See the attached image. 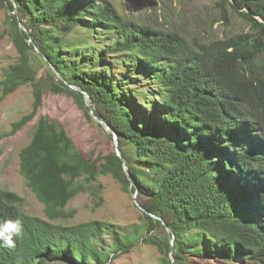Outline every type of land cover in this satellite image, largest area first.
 <instances>
[{
  "label": "trees",
  "instance_id": "16d2710c",
  "mask_svg": "<svg viewBox=\"0 0 264 264\" xmlns=\"http://www.w3.org/2000/svg\"><path fill=\"white\" fill-rule=\"evenodd\" d=\"M15 6L27 34L7 15L18 58L3 70L0 101L26 84L33 101L7 134L37 117L43 90L80 100L92 121L71 85L116 134L122 159L112 152L97 165L61 122L39 117L19 171L46 219L22 212V198L0 188V223L23 222L16 246H0V264H107L140 241L170 264V235L174 264L191 257L264 264V0H221V17L227 21L228 6L250 31L197 46L124 18L106 0H0V8ZM85 24L83 34L101 35L97 45L70 37ZM30 50L50 67L44 89ZM99 175L136 192L159 219L142 212L130 233L102 221L64 223L74 216L67 204Z\"/></svg>",
  "mask_w": 264,
  "mask_h": 264
},
{
  "label": "rangeland",
  "instance_id": "374dc122",
  "mask_svg": "<svg viewBox=\"0 0 264 264\" xmlns=\"http://www.w3.org/2000/svg\"><path fill=\"white\" fill-rule=\"evenodd\" d=\"M106 1L112 3L124 18L150 25L161 31L176 33L193 46L250 31L249 25L228 6L227 21L221 17V0ZM8 12L7 8H0V79L3 70L14 64L18 58L9 37L11 24L7 17ZM86 27L88 24L76 27V31L70 37L80 44L83 40L87 46L89 43L97 45L101 35L97 36L93 29H89L87 35L83 34ZM79 46L83 47V44ZM28 54L31 65L37 72V83L44 89L50 67L35 50L28 51ZM142 81L145 90L148 91L149 81L146 78ZM32 101L30 84L19 87L0 101V188L12 191L22 198L20 204L22 212L46 219L43 204L36 199L19 171V152L29 143L37 119L48 117L61 122L82 155L96 161L97 165L101 163L103 157L115 152V145L113 137L109 135L111 132L100 127L94 119L92 121L87 119V113L80 100L66 93L53 94L44 90L37 117L13 135H8L11 124L30 111ZM134 194L112 176L99 175L90 188L67 204L65 210L73 212L74 216L63 222L74 225L102 221L121 232H133L142 224V212L134 202ZM135 197L137 198L136 194ZM136 202L140 204L137 199ZM153 234L163 236L162 231ZM159 258L160 254L155 247L140 241L128 254L107 264H160ZM186 264L240 263L237 261L231 263L218 257L210 260L191 257Z\"/></svg>",
  "mask_w": 264,
  "mask_h": 264
},
{
  "label": "water",
  "instance_id": "95a60500",
  "mask_svg": "<svg viewBox=\"0 0 264 264\" xmlns=\"http://www.w3.org/2000/svg\"><path fill=\"white\" fill-rule=\"evenodd\" d=\"M8 14L17 22L18 29L21 32V34H27V30H26L25 26L19 21V18H18V15H17V8H16V6L14 7V10L13 11H9ZM52 69L55 71L57 77L61 80L62 79L61 75L55 70L54 67H52ZM69 87L72 88V89H74V90H77V91L81 92L84 95V103H85L86 107L89 110V114H90L91 118L94 119L102 128H104L105 130H108L109 132H111L112 137H113V140H114V145H115V153H116V155L120 159H122V154H121V152H120V150L118 148V141H117L116 134L107 126V124L103 120L99 119L94 114L89 95L86 94L79 87H74V86H71V85H69ZM124 170H125V173L128 175V172H127L126 168H124ZM135 194H136V192H135ZM135 194H134L133 198H134V202H135L137 208L141 212L150 215L152 218L159 219L155 215L147 212L139 203L136 202ZM170 237H171L170 246H169V257H170V261H171L170 264H174V259H173L172 253H171L172 252L173 242H174V236L173 235H170Z\"/></svg>",
  "mask_w": 264,
  "mask_h": 264
},
{
  "label": "clouds",
  "instance_id": "9594fccd",
  "mask_svg": "<svg viewBox=\"0 0 264 264\" xmlns=\"http://www.w3.org/2000/svg\"><path fill=\"white\" fill-rule=\"evenodd\" d=\"M23 232V222L20 219H8L0 223V246L14 248L16 238Z\"/></svg>",
  "mask_w": 264,
  "mask_h": 264
}]
</instances>
